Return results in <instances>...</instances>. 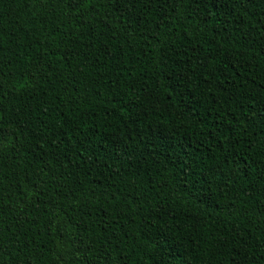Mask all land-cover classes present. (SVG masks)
<instances>
[{"label":"trees","instance_id":"obj_1","mask_svg":"<svg viewBox=\"0 0 264 264\" xmlns=\"http://www.w3.org/2000/svg\"><path fill=\"white\" fill-rule=\"evenodd\" d=\"M0 264H264V0H0Z\"/></svg>","mask_w":264,"mask_h":264}]
</instances>
